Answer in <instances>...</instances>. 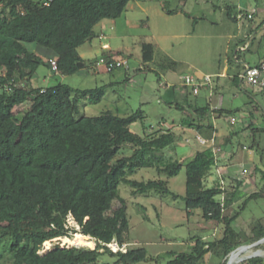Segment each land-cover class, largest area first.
I'll list each match as a JSON object with an SVG mask.
<instances>
[{
	"label": "trees",
	"instance_id": "obj_1",
	"mask_svg": "<svg viewBox=\"0 0 264 264\" xmlns=\"http://www.w3.org/2000/svg\"><path fill=\"white\" fill-rule=\"evenodd\" d=\"M132 1L52 0L45 5L44 0H0V264H139L148 260L157 264H227L233 251L264 238L261 221L258 231L251 235L234 226L250 200L264 197V185L244 199L235 215L227 212L245 196L240 186L245 185L248 170L251 174L262 173L264 180V133L260 134L264 127L245 121L242 131L250 132L249 147L261 157L260 163L246 168L242 177H232L238 186L210 191L206 185L215 167L227 165L226 153L231 152L233 136L240 133L233 130L219 138L214 120H230L238 109L213 108L211 101L201 105L191 99L170 103L185 113L180 125L185 128L187 143L195 139L205 146L185 164L174 154L182 136L174 126L144 135L131 130L132 124L146 117L142 107L124 116L113 110L96 116L81 113L82 99L100 102L114 82L92 88L64 81L35 84L42 64L63 76L102 67L97 65L99 58H83L79 47L99 38L97 24L122 17ZM163 7L168 14L179 12L165 4ZM141 43L144 64L153 62L157 46ZM118 55L125 57L122 52ZM118 55L103 54L108 62L120 59ZM129 58L128 65L120 67L130 69ZM52 60H56L58 70L53 69ZM120 67L106 70L113 73ZM201 89L199 93L192 89L189 94L200 95ZM251 99L264 114V103ZM234 118L232 122H237ZM191 129L194 135L188 134ZM198 136L207 140L206 145ZM125 147H130L131 154L115 161ZM183 165L187 170V192L182 198L188 213L201 208L206 219L225 224V230L221 238L197 237L190 251H171L162 263V256L149 257L145 247L128 246V201L121 196L120 185H130L136 197L156 191L177 199L181 195L170 189L168 180H137L131 175L142 168H154L171 178ZM221 176L226 179L224 173ZM117 200L119 205L114 208ZM69 219L78 228L69 227ZM99 230L110 233L120 249L114 251L98 242L93 249L74 246L66 252L57 246L42 253L46 241L72 238L71 232L93 238ZM257 246L264 247V243ZM105 254L112 260H102ZM234 264H264V256Z\"/></svg>",
	"mask_w": 264,
	"mask_h": 264
},
{
	"label": "rangeland",
	"instance_id": "obj_2",
	"mask_svg": "<svg viewBox=\"0 0 264 264\" xmlns=\"http://www.w3.org/2000/svg\"><path fill=\"white\" fill-rule=\"evenodd\" d=\"M249 2L258 6V13L251 19L247 16ZM163 4L171 10L183 9L190 14V17L184 12L168 14ZM131 5L135 8L128 10L126 15L135 23L127 29V37L122 38L113 30H109V37L104 41L100 42L98 37H94L91 41H87L85 47L88 49H79L80 52H85L86 59L94 60L106 53L107 50L103 49V43L110 42L113 50L124 49V58L127 59L130 56V69L120 67L115 72L109 73L102 66L98 67L97 71L90 69L78 74L63 76L53 72L46 64H42L35 84L54 85L64 81L75 87L92 88L114 82V85L107 90L106 97L100 102L92 103L90 98L82 99L81 113L96 116L103 111L113 110L124 116L142 107L146 112V117L143 121L132 124L131 130L144 135L145 132L174 126V129L182 135L177 145V152L174 154L185 164L194 158L198 148L205 146L198 145L195 139L192 144L187 143L183 134L185 128L180 125L185 113L170 103L176 100L183 103L191 99L205 105L211 100L218 99L220 94L224 95L225 107L238 109L237 116L235 113L231 114L229 119L231 120L233 115L238 118V121L232 122L226 117L216 118L214 124L218 129V137L224 138L233 130H239L240 133L233 136L231 152L226 153L230 161L227 160V165L215 167L206 179V185L211 189L210 191L220 187L234 189L238 184L232 177H242L246 168H253L255 164L260 163V154L249 147L252 143L250 132L242 131V129L246 120L253 121L254 126L264 127L263 110L259 109L257 102H253L246 94L253 93L257 101L261 100L264 103V92L261 93L259 86L247 81L242 82L241 77L238 82L232 77L221 78L222 81H226L221 93L215 92L212 86L213 80L220 76L223 68L228 65L229 59L231 63L227 71L231 74L238 72L235 43L241 38L246 40L244 34L247 32L254 34V38H250L251 49L246 52L242 50L239 55L246 58L251 66H255L260 58H264V25L262 26L264 0H135L131 2ZM239 6L243 8L241 11L243 14L239 17L240 19L234 20L232 14L235 13L236 17L241 14L237 11ZM118 29L123 32L126 30L121 18ZM92 41L95 43L94 47L90 46ZM141 41L152 42L157 46L153 62L144 64L143 58H139L138 53L143 54L142 48H139L142 46ZM118 57L123 58L122 55ZM187 74H193L197 78L210 75L212 83L204 85L200 95L189 94L192 88L184 86L182 78ZM262 107L264 108V105ZM195 133L192 129L188 131L190 135ZM262 133L264 132H260ZM261 136L264 138L263 134ZM241 144L247 147L242 148ZM233 151L235 154H232ZM131 152L130 147L123 148L115 161L130 155ZM231 154L233 159H230ZM259 166L262 167V163ZM221 173L226 175L225 180ZM245 176H247V181L245 185L240 186V189L246 194L232 209L227 211L230 216L236 214L235 209L241 207L245 198L264 185L262 173L251 174L248 170ZM131 178L145 181L159 178L168 180L170 189L181 197L176 199L172 195H163L156 191L136 197L132 195V187L122 183L120 193L128 201L130 219L129 247H145L149 257L162 256L161 262L164 263L171 251H190L197 237L213 240L223 236L225 224L206 219L201 208L195 209L191 215L188 213L186 202L182 198L187 192L186 165H183L178 175L171 178L165 174L160 175L154 168L139 169L131 175ZM118 205L117 200L114 208ZM259 221L264 223V197L250 200L246 208L241 211L234 226L243 233L251 235L258 231ZM73 222L69 219L68 226L78 228ZM76 233L71 232L72 238ZM65 238L70 237L63 236L51 240L52 246L49 248L44 244L42 253H47L57 246L66 252L74 246H82L67 243ZM93 238L94 247L88 245L82 247L93 249L100 242L116 251L114 246L116 240L110 233L99 230ZM256 254L264 256V247L255 246L247 249L239 255L238 261ZM101 259L112 260V257L105 254ZM212 261L210 259V263ZM139 264L157 263L148 260Z\"/></svg>",
	"mask_w": 264,
	"mask_h": 264
},
{
	"label": "crops",
	"instance_id": "obj_3",
	"mask_svg": "<svg viewBox=\"0 0 264 264\" xmlns=\"http://www.w3.org/2000/svg\"><path fill=\"white\" fill-rule=\"evenodd\" d=\"M137 4L135 3V6H136ZM135 6H133V5H131V3H130V5L128 6V8H127V11L128 10H130L131 8L133 9V8H135ZM226 6H228V4L226 5ZM249 8H247V10H249L248 11V13L247 14H249L250 12H253V17L252 18H254L255 17V14H257L258 13V6H257V4H255V3H251V2H249ZM144 9V8H143ZM255 10V11H254ZM126 11V12H127ZM238 12H240L241 14L240 15H242L243 13L241 12V11H243V8L241 7V6H239V9L237 10ZM126 12H125V14L122 16V17H120L121 19H123V24H124V26H125V31L123 32V31H121V30H119L118 28H119V19L120 18H118V19H105V20H103V21H101L99 24H97V26L95 27V31L98 29V31H99V33H105L106 35H107V38L109 37V35H108V33H109V30H113L116 34H119L122 38L123 37H127L128 36V34H127V29L128 28H131V26L135 23V21L134 20H131V19H129V17H127V15H126ZM179 12H182L183 13V11L182 10H179ZM178 12V13H179ZM237 12V13H238ZM238 16V15H237ZM232 18H234V20L236 19H238L239 17H236L235 16V13L234 14H232ZM240 19V18H239ZM251 19V18H250ZM262 22H263V24H262V26L264 25V18H263V20H262ZM136 24H137V22H136ZM98 31H96V33H97V35H98ZM251 34V35H250ZM97 37V36H96ZM244 38L246 39V40H244V39H239V41H237L236 43H235V57H236V60H237V63H238V72L236 73V72H233V74H231V73H229L227 70H228V67H229V65H230V63H231V59H229L228 60V65L227 66H225L224 68H223V71H222V73L220 74V76L217 78V79H214L213 80V88H214V91L215 92H217L218 91V93L221 91V89H224V84H225V80H223L222 81V79L221 78H226V77H228V78H233L235 81H237L238 82V79H239V77H241V75L247 70V68L249 67V66H251L250 65V63H249V61L246 59V58H243L241 55H239V52L240 51H242V50H244L245 52L246 51H249L250 49H251V45H250V42H251V39L252 38H254V34H252V32H247L246 34H244ZM251 38V39H250ZM248 39V40H247ZM99 40V39H98ZM91 41V40H90ZM101 42V41H100ZM109 45H110V48L109 49H106L107 51V53H111V54H118V53H125V51H124V49H120V48H118V50H113L112 49V46H111V43L110 42H107ZM86 44H87V42L85 43V44H83L82 46H80L79 47V49H81V48H84V49H88V47H85L86 46ZM94 45H95V43L92 41L91 43H90V46L91 47H94ZM139 48H142V46L140 47L139 46ZM104 49V48H103ZM105 50V49H104ZM79 53H80V55L83 57V58H85V52H80L79 51ZM139 55V58L140 59H142L143 58V55H141V53L139 52L138 53ZM86 59V58H85ZM263 59L264 58H260V60L257 62V64L256 65H259L262 61H263ZM255 65V66H256ZM227 71V72H226ZM242 82H244V81H242ZM261 90H262V92L261 93H263L264 92V88H261V87H259ZM246 92V91H245ZM221 93V92H220ZM250 98H253V99H255V100H257V98H256V96H254V94L252 95L251 93H246ZM211 102H212V107L213 108H224L225 107V96L224 95H219V98L218 99H214V100H211ZM226 108V107H225ZM228 109V108H227ZM230 109H232V108H230ZM234 115V114H233ZM236 115V114H235ZM237 116V115H236ZM238 119V118H237Z\"/></svg>",
	"mask_w": 264,
	"mask_h": 264
},
{
	"label": "built area",
	"instance_id": "obj_4",
	"mask_svg": "<svg viewBox=\"0 0 264 264\" xmlns=\"http://www.w3.org/2000/svg\"><path fill=\"white\" fill-rule=\"evenodd\" d=\"M51 1L52 0H44V4L49 5L51 3ZM247 16H248V18H252L253 12H250L249 14H247ZM238 17H241V15H239ZM106 38H107V35L105 33L100 34L99 39L101 42L104 41V39H106ZM103 48L109 49L110 45L108 43H103ZM97 65L98 66H104L106 69L111 70L113 68L128 65V60L123 57V58H120L118 60L108 62V61H106L104 56H101L98 60ZM52 67L54 70H58V64H57L56 60H52ZM1 73H2V71L0 69V74ZM182 78H183V83L186 84L187 86H191L195 93H199L202 86L211 85V83H212V77L210 75H206L203 78H197L193 74H187V75L183 76ZM241 79L243 81H247L250 84L264 88V60L259 65L249 66L247 68V70L241 75ZM232 120L234 121L235 118L232 117ZM198 139L202 144L207 143V140L202 136H198ZM261 243H264V240ZM114 246H115V250L120 249L117 242L114 243ZM255 246H257V245H255ZM255 246H253V247H255ZM251 247L248 245L241 246L240 248L237 249L238 251L235 250L234 254L233 255L231 254L232 258L235 254L241 255L243 252H245L247 249H249ZM253 256H260V255L256 254V255H252L251 257H253ZM239 261L237 260V261H234L233 263L239 262Z\"/></svg>",
	"mask_w": 264,
	"mask_h": 264
},
{
	"label": "bare ground",
	"instance_id": "obj_5",
	"mask_svg": "<svg viewBox=\"0 0 264 264\" xmlns=\"http://www.w3.org/2000/svg\"><path fill=\"white\" fill-rule=\"evenodd\" d=\"M64 240L67 241V243L70 242L73 245H82V246L88 245L91 247L95 246V244H94L95 242L90 236H87V235L82 234L80 232H77L73 238H65ZM51 243H52L51 241H46L45 244H46L47 248L52 246ZM238 258H239V255L235 254L232 258V262L237 261Z\"/></svg>",
	"mask_w": 264,
	"mask_h": 264
},
{
	"label": "water",
	"instance_id": "obj_6",
	"mask_svg": "<svg viewBox=\"0 0 264 264\" xmlns=\"http://www.w3.org/2000/svg\"><path fill=\"white\" fill-rule=\"evenodd\" d=\"M264 239H261V240H259L258 242H256V243H254L253 245H248V246H255V245H258V244H260L262 241H263ZM234 254V251L232 252V255ZM232 255H231V257H230V259H229V261H228V263L227 264H232L233 262H232Z\"/></svg>",
	"mask_w": 264,
	"mask_h": 264
}]
</instances>
